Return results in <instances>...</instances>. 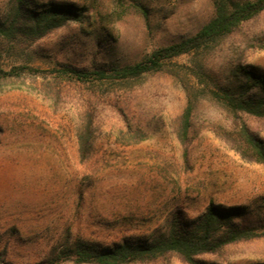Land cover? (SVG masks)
<instances>
[{
    "label": "rangeland",
    "instance_id": "obj_1",
    "mask_svg": "<svg viewBox=\"0 0 264 264\" xmlns=\"http://www.w3.org/2000/svg\"><path fill=\"white\" fill-rule=\"evenodd\" d=\"M10 1L0 0V14ZM36 1L74 4L85 17L0 48L4 69L44 71L0 81V264H74L56 261L52 249L76 238L103 246L148 241L175 214L194 219L209 203L245 208L243 221L264 219V162L241 155L235 135L242 122L264 144V119H237L212 95L237 88L241 69L264 76V11L159 71L117 85L49 74L59 65L136 63L196 33L213 16L212 1ZM86 127L91 148L82 157L77 136ZM203 259L264 264V236ZM132 264L185 263L167 255Z\"/></svg>",
    "mask_w": 264,
    "mask_h": 264
},
{
    "label": "trees",
    "instance_id": "obj_2",
    "mask_svg": "<svg viewBox=\"0 0 264 264\" xmlns=\"http://www.w3.org/2000/svg\"><path fill=\"white\" fill-rule=\"evenodd\" d=\"M211 1L213 16L196 33L179 42L156 48L136 63L100 68L59 65L49 75L60 81L124 85L140 79L144 74L159 71L165 61L198 51L231 34L241 24L264 11V0ZM82 12L74 4L11 0L7 11L0 14V48L21 39H40L68 22L82 20L85 17ZM43 72L19 65L4 69L0 63V81L18 80L25 75L36 76ZM241 74L243 81L237 88L219 87L212 95L237 119L239 115L264 119V76L247 69H241ZM191 110L192 101L189 100L181 116L183 136L190 125ZM237 124L236 150L241 155L249 154L255 162H264L263 142L249 132L244 123ZM85 131L77 136V150L82 157L91 148L90 130L86 127ZM246 215L248 212L240 206L226 208L209 203L204 212L194 219L175 214L165 231L148 241H123L103 246L80 238L67 239L60 249L54 247L51 253L56 261H71L74 264L144 263L167 255H174L185 264H208L204 257L215 255L226 246L264 236V219L243 221Z\"/></svg>",
    "mask_w": 264,
    "mask_h": 264
}]
</instances>
